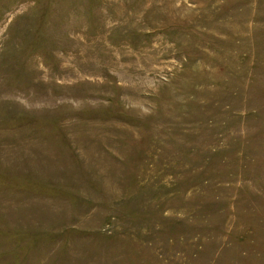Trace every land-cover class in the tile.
<instances>
[{"label": "rangeland", "instance_id": "1", "mask_svg": "<svg viewBox=\"0 0 264 264\" xmlns=\"http://www.w3.org/2000/svg\"><path fill=\"white\" fill-rule=\"evenodd\" d=\"M0 264H264V0H0Z\"/></svg>", "mask_w": 264, "mask_h": 264}]
</instances>
